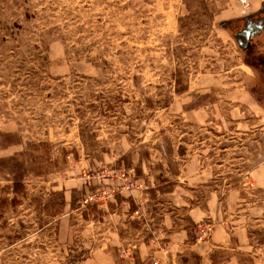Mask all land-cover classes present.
I'll return each mask as SVG.
<instances>
[{
    "label": "rangeland",
    "instance_id": "obj_1",
    "mask_svg": "<svg viewBox=\"0 0 264 264\" xmlns=\"http://www.w3.org/2000/svg\"><path fill=\"white\" fill-rule=\"evenodd\" d=\"M263 6L0 0V264L142 263L135 244L211 189L264 253L247 177L264 163ZM248 249L233 253L251 263Z\"/></svg>",
    "mask_w": 264,
    "mask_h": 264
},
{
    "label": "crops",
    "instance_id": "obj_2",
    "mask_svg": "<svg viewBox=\"0 0 264 264\" xmlns=\"http://www.w3.org/2000/svg\"><path fill=\"white\" fill-rule=\"evenodd\" d=\"M247 177L252 180L254 187L264 189V163L251 169ZM202 184L196 186L198 188L205 186ZM231 193L233 194V191ZM240 197L242 198V196ZM192 204L195 206L185 218L174 215L165 217L163 219L164 226L160 225L155 230L151 229L153 236L135 244L137 248L135 251L139 252V260L142 262L139 264H193L180 263V257L188 256L191 253L198 257L194 264L210 263L207 257L219 259L212 264H264V253L257 254L253 251L255 249V244H252L253 232H251L248 223L233 226L234 220L238 221L239 213L231 214L226 210L220 212L218 195L214 189L209 191L206 205L202 204L201 206L199 202ZM176 218L180 220L181 226ZM204 223L210 224L211 230L207 233L206 238L197 240L198 228ZM161 236L164 237V240ZM246 247L249 248V255L253 258L251 263H243L239 255L233 253L236 249ZM218 248L230 250L231 253L224 255L221 259L217 255L216 249Z\"/></svg>",
    "mask_w": 264,
    "mask_h": 264
},
{
    "label": "trees",
    "instance_id": "obj_3",
    "mask_svg": "<svg viewBox=\"0 0 264 264\" xmlns=\"http://www.w3.org/2000/svg\"><path fill=\"white\" fill-rule=\"evenodd\" d=\"M12 160H14V158L10 157L7 159H2L1 162L4 164H10ZM13 164L16 167L19 165V161L17 163H13ZM23 177H24V175L22 172L18 171L15 173V171H12V184L10 186V189H11V192L14 193L15 195H18V194L25 195V193H26V190H25L26 187H25L24 182H23L24 181ZM7 200H8V202L11 203V205L16 206L19 203L18 196H14L10 199H4L2 202H7ZM1 205L2 204H0V207H1Z\"/></svg>",
    "mask_w": 264,
    "mask_h": 264
},
{
    "label": "flooded vegetation",
    "instance_id": "obj_4",
    "mask_svg": "<svg viewBox=\"0 0 264 264\" xmlns=\"http://www.w3.org/2000/svg\"><path fill=\"white\" fill-rule=\"evenodd\" d=\"M264 7V6H263ZM263 11V13H264V9H262ZM252 22V18L251 17H248L247 18V23H248V25L250 24ZM254 26H255V24H254ZM252 28H249V29H246V30H244L242 33H241V35H240V37L242 36L243 38H246L243 42H244V46H247L248 44H250V41H251V37L252 36H254L253 35V29L251 30ZM262 29H264L263 28V26H261L260 28H259V30H262ZM239 41H241L240 39H239Z\"/></svg>",
    "mask_w": 264,
    "mask_h": 264
},
{
    "label": "built area",
    "instance_id": "obj_5",
    "mask_svg": "<svg viewBox=\"0 0 264 264\" xmlns=\"http://www.w3.org/2000/svg\"><path fill=\"white\" fill-rule=\"evenodd\" d=\"M126 178H130V177H126ZM134 180L130 179L129 183L131 186L134 185L133 183ZM211 229V225L208 223H204L202 224L199 228H198V233H197V240H202L206 234H207V230Z\"/></svg>",
    "mask_w": 264,
    "mask_h": 264
}]
</instances>
